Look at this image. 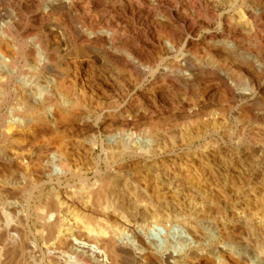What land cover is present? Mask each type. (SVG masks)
<instances>
[{
	"label": "bare ground",
	"instance_id": "bare-ground-1",
	"mask_svg": "<svg viewBox=\"0 0 264 264\" xmlns=\"http://www.w3.org/2000/svg\"><path fill=\"white\" fill-rule=\"evenodd\" d=\"M145 82L170 106L133 98ZM197 140L213 153L150 163ZM227 145L259 167L264 0H0V264H264V181L224 177L241 240L190 183L217 189Z\"/></svg>",
	"mask_w": 264,
	"mask_h": 264
},
{
	"label": "rangeland",
	"instance_id": "rangeland-1",
	"mask_svg": "<svg viewBox=\"0 0 264 264\" xmlns=\"http://www.w3.org/2000/svg\"><path fill=\"white\" fill-rule=\"evenodd\" d=\"M144 88H141V89H144V91H145V93H142L141 92V89H138V90H133V92H132V94H133V98H139V99H141L142 101L145 99V104H152L153 102H152V98H154V97H156V105L158 106V107H160V106H170V104H171V99L169 98V97H166L167 95L164 93V92H162L161 90H160V88L159 87H157V86H155V87H151L150 86V84H148L147 82H145V86H143ZM154 89H156V90H154ZM153 92V93H152ZM161 93H164L165 95H161ZM203 119V118H202ZM187 120V122H192V120L194 121L195 119H192V118H186V119H176V118H170V117H167V116H164L163 118H161L160 120H159V125H160V127H161V129H160V134H161V132H163V133H165V132H167V131H171V132H173V130H176V131H179L180 129H179V127H180V125L183 123V122H185ZM148 125V124H147ZM149 127V125L148 126H145L144 125V127L143 128H148ZM169 133V132H168ZM106 136H107V133H105V132H103L102 134H101V139H105L106 138ZM207 139H208V141H211L212 139H217V140H219L220 139V137L218 136V135H211V136H208L207 137ZM199 142V143H198ZM207 144V142L205 141V140H197V141H195L193 144H191L190 146H178V148H176L175 150H174V152H169V151H166L165 153L163 152V154L160 156V157H158V158H156V159H153V160H151L150 161V163H157V164H159V163H161V161L162 162H169V163H171V164H173L172 162H178L179 160H183L184 162H186V161H189V160H194V161H196V158L197 157H195V155L197 154L198 155V153H199V155H200V153H202V152H205V153H207L208 155H209V153H213V149H212V146L211 145H208ZM211 146V147H210ZM206 148V149H205ZM204 149V150H203ZM225 148H220L219 149V151L218 150H216V151H218V152H221V153H223L222 155L225 157V159L226 160H224V157L221 155V158H217V159H215L216 160V162H217V164H218V166L219 167H221V165H222V169H221V171H223V172H225L226 171V168H227V166H224V163L225 164H229V162L230 163H233L234 164V167L235 168H231V169H234L233 170V173H232V170L231 171H226L224 174L220 171V175L222 176V178L221 177H217V180H218V183H217V189H214V187H212V186H210V185H212V183H210L209 181H205V180H199V178L198 177H195V176H193L192 177V179H191V181H190V183H191V186H194L196 189H200V188H202V187H204V189L203 190H205V191H207L209 194L210 193H212V194H214V196H215V200L216 199H220V200H218L217 202H218V204H220V203H224L225 205H224V208H225V219H223V222H222V224L220 225L221 226V228H222V230H224V232H226L227 233V237H231V238H234V239H237V238H240V240H241V238H242V235L240 234V232H238L237 230H235V224H234V222H233V220H232V218H231V212L233 211V209H235V208H237V200H236V197H235V195H237V193H236V191L234 190V189H232L230 186H228V185H225V182L223 181L224 180V177H227V178H229L230 179V181L232 180V181H235V182H239V181H241V180H243V182H244V185L246 186V187H249V185L250 186H253V185H258V186H260V185H262V183H259V180H260V182H262V181H264V176H263V174H258L259 172L257 171V168H261V169H264V156L263 157H261L260 156V158L259 157H256L255 159H254V161L255 162H257L258 161V164H259V167H257V168H255L254 170L250 167L249 168V166H248V168H245L244 166H245V163H243L244 161H245V159H243V155H244V153H242V152H244L245 150L243 149V148H234V146H232V145H227V148L224 150ZM231 149V150H230ZM242 151H241V150ZM101 150H102V147H101V145H99L98 147H97V149H95V151H94V153H93V158L92 159H97L98 158V156L99 155H101V156H103L102 155V152H101ZM212 150V151H211ZM234 150H235V152H234ZM238 150V151H237ZM236 151H237V153H236ZM198 152V153H197ZM167 153V154H166ZM186 153V154H185ZM231 153V154H230ZM228 154H230L229 155V157H227V155ZM239 154V155H238ZM241 154H243V155H241ZM187 155H189V157H186ZM194 155V156H193ZM182 156V157H181ZM81 159L83 160V159H85L86 160V158H83V157H85L84 156V153L82 152V155H81ZM183 157H184V159H183ZM242 157V158H241ZM179 158V159H178ZM187 158V159H186ZM193 158H195V159H193ZM213 159V158H212ZM260 159V160H259ZM168 160V161H167ZM173 160V161H172ZM224 160V161H223ZM234 160V161H233ZM129 162H131L130 160H128ZM232 161V162H231ZM221 162V163H220ZM243 165H241V164ZM127 164H129V163H127ZM247 165H248V163H246ZM262 164V165H261ZM106 164L104 163V162H101V164H100V169H106V166H105ZM142 165H144V164H142ZM142 165H140V166H142ZM239 165L243 168V169H245V170H242L241 169V167H239ZM247 165H246V167H247ZM238 166V167H237ZM174 167V166H173ZM226 167V168H225ZM225 168V169H224ZM230 168V167H229ZM240 168V169H239ZM116 168H114L113 170L111 169V171L113 172H115L116 170H115ZM252 169V170H251ZM240 170V171H239ZM244 172V173H246L247 172V174H244L242 171ZM238 171V172H237ZM255 171V172H254ZM231 174H230V173ZM235 172V173H234ZM241 172H242V176L241 177H239L240 175H241ZM249 172V173H248ZM236 173H240V175L239 174H237L236 175ZM225 175V176H224ZM232 175V176H231ZM236 175V176H235ZM246 175V176H245ZM248 175V176H247ZM218 176V175H217ZM233 176H235V177H233ZM261 176H263L261 179L259 178V177H261ZM207 177H209V176H207ZM238 177V178H237ZM131 178L132 179H136V178H134V177H132V176H130V175H125V176H121V177H119L118 179L121 181V182H123V183H125L126 181H128V179L129 180H131ZM234 178V179H233ZM89 179H91V182H93L95 179H94V172L91 170V172L89 173ZM239 179H241V180H239ZM250 179V180H249ZM76 180V181H75ZM222 180V181H221ZM256 180H257V182H256ZM194 181V182H193ZM196 181V182H195ZM221 181V182H220ZM193 182V183H192ZM198 182V183H197ZM254 182H255V184H254ZM66 183H70V187H71V184L73 185V190H77V189H80L81 187L80 186H82V184L81 183H79V181L77 180V179H74V180H72V181H70V182H64V184L65 185H67ZM200 183V184H199ZM208 183V184H207ZM64 184H63V188L61 189V191L63 192V191H65L66 190V186H64ZM252 184V185H251ZM79 186V187H78ZM222 186V187H221ZM75 187V188H74ZM208 187H209V190L211 191H208ZM211 188V189H210ZM216 188V187H215ZM202 189H200V190H198V191H203ZM224 190V191H223ZM230 190V191H229ZM232 190V191H231ZM51 191V187L50 186H46V187H44L43 188V192H40V193H37V196L39 197V196H42V202L43 201H45V199L44 198H46L45 196L49 193ZM215 191V192H214ZM256 191L257 192H259V190H257L256 189ZM219 192V193H218ZM232 192V193H231ZM42 193V194H41ZM218 193V194H217ZM261 193V192H260ZM149 194L151 195V196H153L154 194H153V192H152V190H149ZM219 194H220V196H219ZM231 195V196H230ZM44 197V198H43ZM225 198V199H224ZM37 201H38V199H37ZM244 237H245V239H247V240H249V242L251 243V244H255V238H253V236L252 235H250V233L249 232H245V235H244ZM257 238V237H256ZM225 240V239H224ZM224 240H223V242H224ZM239 240V239H238ZM221 244H217V246H220Z\"/></svg>",
	"mask_w": 264,
	"mask_h": 264
}]
</instances>
